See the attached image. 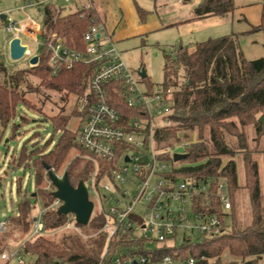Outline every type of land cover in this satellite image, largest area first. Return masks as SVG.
Here are the masks:
<instances>
[{
  "label": "trees",
  "instance_id": "obj_1",
  "mask_svg": "<svg viewBox=\"0 0 264 264\" xmlns=\"http://www.w3.org/2000/svg\"><path fill=\"white\" fill-rule=\"evenodd\" d=\"M183 1L188 3L190 0ZM65 10L66 7L51 3L41 7L44 21L38 36L42 44L37 52L40 56L37 66L10 71L0 55V124L3 130L12 124L14 136L22 125V122L14 123L19 107H29L26 95L34 89L32 78H36L40 86L60 94L63 102L70 95L76 97L78 103L74 116L81 115L79 100L87 91L95 65L78 64L72 69L63 68L58 76H52L47 46L56 35L70 49L85 51L84 35L92 25L99 23L92 6H85L73 13H66ZM235 10V0H204L194 10L191 21L226 17ZM257 32L264 34V14L260 25L244 34ZM165 64L163 84L154 85L147 79L148 76L142 78L150 88L163 86L173 92L176 126L157 133L158 140L167 148L180 140L181 135L186 136L189 131L197 132L201 142L186 149L190 165L181 167L175 174L225 178L232 203V209L226 213V233L214 239L203 235L189 236L182 247L181 256L184 260L193 257L195 264H258L264 258L261 172L258 161L246 154L243 159L244 184L241 185L235 157L239 151L248 148L239 126L245 128L254 125L264 143V127L258 122V117L264 115V57L247 60L240 46L239 35L231 34L197 43L192 50L178 48L172 55L165 56ZM119 104L122 113L128 112L122 103ZM23 119L21 117V121ZM51 122L55 132L60 133L54 148L38 157L32 155L33 159L30 160L24 146L17 160L18 167L30 168L33 162L35 169V193L21 200L17 214L8 218L9 227L22 237H28L32 231L33 200L36 203L40 201L46 210L44 223L47 232L61 229L70 220L69 215H60L58 208H53L56 189L49 180L47 167L57 176L66 169L64 174L68 175L73 187L86 181L94 169L93 164L84 159L89 153L78 141L81 124L76 131L69 129V116L65 115L54 117ZM234 138L237 139L236 144L232 142ZM73 151L80 156L73 158ZM262 152L264 154V146ZM34 162H38L37 166ZM241 189L249 194V224L241 222L236 208ZM18 192H21V187ZM79 226L88 236L65 234L58 240L40 237L27 242L24 252L36 257L38 264H98L108 239L107 234L101 231L103 220L100 216H94L87 226ZM1 244L0 241V247ZM120 245L122 242L119 239L112 243L111 255L118 252ZM139 246L140 253L150 254L143 244ZM171 253L167 246H162L155 254L161 258Z\"/></svg>",
  "mask_w": 264,
  "mask_h": 264
},
{
  "label": "built area",
  "instance_id": "obj_2",
  "mask_svg": "<svg viewBox=\"0 0 264 264\" xmlns=\"http://www.w3.org/2000/svg\"><path fill=\"white\" fill-rule=\"evenodd\" d=\"M89 1L86 7L92 6V0ZM72 2L17 0L16 9L26 16L19 23L10 11L0 13V26L5 25L13 38H20L22 45L27 46L23 60L28 66L34 67L31 59L38 56L40 61V56L32 53L21 36L39 44L41 26L31 19L27 9L41 10L43 5L50 3L67 7ZM2 15H6L5 20ZM84 41L86 50L76 51L54 35L47 53L52 76L78 64L95 65L87 91L79 100L78 141L89 153L87 159L94 166L84 181L89 200L94 204L92 217L102 218L101 231L108 236L98 264H195L193 257L184 260L181 256L186 239L197 235L214 239L226 233V213L232 209L226 179L176 175L181 167L171 165L174 155L187 154L186 149L198 142L185 140L181 135L176 144L184 152H175L163 147L158 140L157 133L176 126L172 89L150 88L141 75L138 78L103 24L92 25ZM119 103L128 112L122 113ZM61 204L56 199L53 208L59 210ZM45 212L41 206L33 215L32 231L17 250L9 248L0 253L3 261L17 258L19 264H38L36 257L25 254L24 247L27 242L48 235ZM8 229V218L0 221V234ZM59 230L82 233L74 215ZM116 239L122 245L111 255V245ZM140 244L149 255L139 252ZM162 246H167L172 253L158 258L155 253ZM23 256L32 260L26 261Z\"/></svg>",
  "mask_w": 264,
  "mask_h": 264
},
{
  "label": "rangeland",
  "instance_id": "obj_3",
  "mask_svg": "<svg viewBox=\"0 0 264 264\" xmlns=\"http://www.w3.org/2000/svg\"><path fill=\"white\" fill-rule=\"evenodd\" d=\"M93 1V0H92ZM89 0H73V2L67 6L65 12L73 13L82 9L86 5H89ZM237 9L243 11L244 16L249 21H255L256 16L262 13L264 14V0H235ZM17 0H0V13L1 12H11L15 21L19 23L26 19V16L20 13L17 8ZM241 11V12H242ZM27 13L30 15L31 19L37 24L42 26L44 14L38 12V9L29 8ZM244 25L247 23L244 21ZM228 24V23H227ZM226 33H231V23L226 26ZM235 33H239V27L235 25ZM12 33L5 29V25L0 26V55L3 62L10 71L13 70H23L28 67V63L23 59L20 61H13L10 57V45L8 42L12 37ZM214 37H218L219 34H212ZM240 46L245 54V58L249 61L260 59L264 57V34L263 32H257L253 34H238ZM22 41L29 45L32 53H36L40 50V44H42L41 39L38 40L37 44L35 41L21 36ZM155 38H151L149 45L145 48H137L133 52L125 53L123 55L124 59L128 63L129 67L132 69L134 74L140 78V72L146 71L148 80L154 85H161L165 81V56L172 55L174 49L171 47H159L154 42ZM31 67V66H30ZM34 89L26 95L29 102V107L20 106L18 109V116L14 123L20 124L22 122L19 131L14 136L13 135V125H9L5 130H3L0 124V221L5 220L9 217H13L17 214L18 204L25 197H31L35 193V174L34 167L32 164L30 168L18 167L17 160L24 146L27 147L25 151L30 154V160L33 159L32 155L40 156L42 153H48L54 148L56 142L60 137V133H56L51 120L57 116H69V129L76 131L80 125V115L78 117L74 116V110L77 106V99L70 95L67 97L66 101H62L61 95L46 89L39 85V81L36 78L31 79ZM144 81V79H142ZM260 115L258 119L261 117ZM21 117L25 118L21 121ZM246 144L248 146L246 151H239L236 154L235 160L238 166V173L241 185L244 184V171H243V159L246 154H250L252 158L258 161L263 192H264V154L263 150V140L257 135L254 125H249L245 128L239 126ZM52 138L53 141L52 142ZM192 142H201L197 132H187L184 138ZM234 144L237 143V139L232 140ZM177 142L171 144L168 148L169 150H174L175 152H184L182 148L178 147ZM73 158L80 156L77 151L72 152ZM89 161L87 157L84 158ZM226 161V160H225ZM227 162V161H226ZM13 163V164H12ZM38 162H34L37 166ZM171 165L175 168H180L183 166L190 165L189 161L182 160L180 162L174 163L171 160ZM65 170L59 174L63 176ZM21 187V192L19 193V188ZM131 193H134L133 190ZM33 200V205H35L34 214L38 213V210L42 206V203L38 201L35 204ZM237 211L239 212V218L242 223L249 224L251 222V205L249 194L246 190L241 189L237 196ZM73 215H69V219H72ZM93 218V217H92ZM91 218V219H92ZM81 236L85 235V231L82 229ZM65 234H77L72 232H66L62 230L48 232L47 238L59 239ZM27 237L20 236L15 230L9 227L8 231L4 234H0V253L4 249L17 250L25 242ZM26 261H31L32 259L23 256ZM0 264H19V260L16 258L11 262H6L1 259ZM264 264V258L258 263Z\"/></svg>",
  "mask_w": 264,
  "mask_h": 264
},
{
  "label": "crops",
  "instance_id": "obj_4",
  "mask_svg": "<svg viewBox=\"0 0 264 264\" xmlns=\"http://www.w3.org/2000/svg\"><path fill=\"white\" fill-rule=\"evenodd\" d=\"M203 1L190 0L185 3L183 0H93L92 6L98 23L103 24L113 36L123 55L137 48H145L151 38H155L154 42L159 47L192 50L197 43L231 34H244L261 23L262 13L252 22L243 17V11L237 9V6L226 17L191 21L194 10ZM244 21L247 25L242 28ZM229 23L232 31L227 34L226 26ZM235 25L239 27V33L233 31ZM212 34L219 35L214 37ZM12 39L13 36L9 42Z\"/></svg>",
  "mask_w": 264,
  "mask_h": 264
},
{
  "label": "water",
  "instance_id": "obj_5",
  "mask_svg": "<svg viewBox=\"0 0 264 264\" xmlns=\"http://www.w3.org/2000/svg\"><path fill=\"white\" fill-rule=\"evenodd\" d=\"M41 11V10H39ZM5 20L6 15H2ZM27 46H23L20 38H13L10 43V57L13 61H20L24 58L27 51ZM39 57L35 56L31 59L32 65H37ZM142 78L147 77L146 71H141ZM259 124L264 127V115L258 120ZM188 158L187 154H175L174 161L180 162ZM48 177L56 191L54 192L55 199L62 204L58 210L60 215H74L79 225L87 226L91 220L94 204L89 200L88 191L84 182H80L77 187H73L69 181L68 175L62 177L57 176L49 167L46 168Z\"/></svg>",
  "mask_w": 264,
  "mask_h": 264
}]
</instances>
